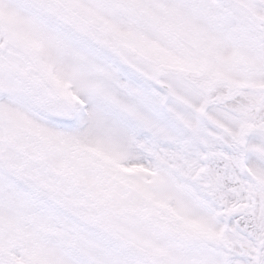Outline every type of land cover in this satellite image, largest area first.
Returning <instances> with one entry per match:
<instances>
[{
  "label": "snow or ice",
  "instance_id": "snow-or-ice-1",
  "mask_svg": "<svg viewBox=\"0 0 264 264\" xmlns=\"http://www.w3.org/2000/svg\"><path fill=\"white\" fill-rule=\"evenodd\" d=\"M0 264H264V0H0Z\"/></svg>",
  "mask_w": 264,
  "mask_h": 264
}]
</instances>
